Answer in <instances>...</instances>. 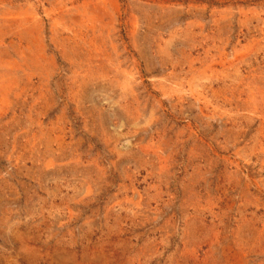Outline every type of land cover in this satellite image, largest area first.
I'll return each instance as SVG.
<instances>
[{"label": "rangeland", "instance_id": "rangeland-1", "mask_svg": "<svg viewBox=\"0 0 264 264\" xmlns=\"http://www.w3.org/2000/svg\"><path fill=\"white\" fill-rule=\"evenodd\" d=\"M0 264H264V0H0Z\"/></svg>", "mask_w": 264, "mask_h": 264}]
</instances>
